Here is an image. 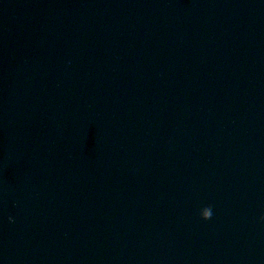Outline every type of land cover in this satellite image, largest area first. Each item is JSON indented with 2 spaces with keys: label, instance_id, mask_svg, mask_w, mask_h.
<instances>
[{
  "label": "water",
  "instance_id": "95a60500",
  "mask_svg": "<svg viewBox=\"0 0 264 264\" xmlns=\"http://www.w3.org/2000/svg\"><path fill=\"white\" fill-rule=\"evenodd\" d=\"M0 264H264V0H0Z\"/></svg>",
  "mask_w": 264,
  "mask_h": 264
},
{
  "label": "clouds",
  "instance_id": "9594fccd",
  "mask_svg": "<svg viewBox=\"0 0 264 264\" xmlns=\"http://www.w3.org/2000/svg\"><path fill=\"white\" fill-rule=\"evenodd\" d=\"M210 217H211V211H209L208 214L204 218L209 219Z\"/></svg>",
  "mask_w": 264,
  "mask_h": 264
}]
</instances>
